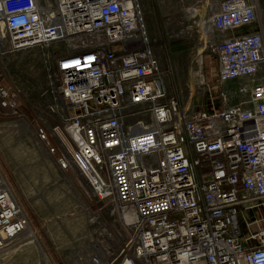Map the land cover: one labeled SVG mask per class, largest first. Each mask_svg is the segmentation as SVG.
<instances>
[{
	"label": "built area",
	"instance_id": "1",
	"mask_svg": "<svg viewBox=\"0 0 264 264\" xmlns=\"http://www.w3.org/2000/svg\"><path fill=\"white\" fill-rule=\"evenodd\" d=\"M204 13L200 44L218 83L199 54L196 105L171 90L169 50L152 39L144 0H0L3 57L66 46L52 76L62 122L32 127L61 169L117 211L109 264H264V24L252 0H208ZM0 110L27 118L19 91L2 84ZM24 233L37 240L0 183V249Z\"/></svg>",
	"mask_w": 264,
	"mask_h": 264
},
{
	"label": "rangeland",
	"instance_id": "2",
	"mask_svg": "<svg viewBox=\"0 0 264 264\" xmlns=\"http://www.w3.org/2000/svg\"><path fill=\"white\" fill-rule=\"evenodd\" d=\"M207 1L157 0L154 7L152 0H144L151 37L158 48L166 42L169 50L175 73L171 90L184 98L194 93L196 105L201 99L195 85L199 54L204 55L210 85L218 83L216 60L207 52L202 54L200 44L199 26ZM190 9L201 11L192 17L196 11ZM162 31L169 37L165 39ZM173 34L178 37L172 38ZM175 44L183 50L175 52ZM66 52L65 44L56 43L0 54V84L19 91V107L27 115L24 121L0 110V180L9 186L37 238L32 242L24 233L0 249V264H68L74 258L78 264H109L117 253H105L112 242L119 246L117 211L96 203L81 176L61 169L35 138L32 127V120L48 126L62 122L58 115L62 111H51L58 101L52 76L56 60ZM198 61L201 64L200 56Z\"/></svg>",
	"mask_w": 264,
	"mask_h": 264
},
{
	"label": "crops",
	"instance_id": "3",
	"mask_svg": "<svg viewBox=\"0 0 264 264\" xmlns=\"http://www.w3.org/2000/svg\"><path fill=\"white\" fill-rule=\"evenodd\" d=\"M257 5V14L259 21L264 24V0H252ZM264 71V70H263ZM260 75H264V72ZM196 85V83H195Z\"/></svg>",
	"mask_w": 264,
	"mask_h": 264
},
{
	"label": "trees",
	"instance_id": "4",
	"mask_svg": "<svg viewBox=\"0 0 264 264\" xmlns=\"http://www.w3.org/2000/svg\"><path fill=\"white\" fill-rule=\"evenodd\" d=\"M174 50H175V52H179V51H181V50H183V47L181 46V45H179V44H175L174 45ZM218 102V101H217ZM219 106V105H218Z\"/></svg>",
	"mask_w": 264,
	"mask_h": 264
},
{
	"label": "bare ground",
	"instance_id": "5",
	"mask_svg": "<svg viewBox=\"0 0 264 264\" xmlns=\"http://www.w3.org/2000/svg\"><path fill=\"white\" fill-rule=\"evenodd\" d=\"M192 12H193V10H192ZM4 182V180H0V183H3Z\"/></svg>",
	"mask_w": 264,
	"mask_h": 264
}]
</instances>
